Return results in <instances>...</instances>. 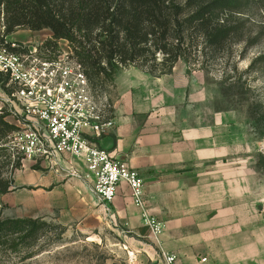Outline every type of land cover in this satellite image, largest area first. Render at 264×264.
Returning <instances> with one entry per match:
<instances>
[{
    "label": "rangeland",
    "instance_id": "rangeland-1",
    "mask_svg": "<svg viewBox=\"0 0 264 264\" xmlns=\"http://www.w3.org/2000/svg\"><path fill=\"white\" fill-rule=\"evenodd\" d=\"M230 21L232 26L239 27V34L224 50L213 53L204 49L199 53L193 43L185 52L187 61H178L170 74L151 75L129 66L117 72L115 88L107 90L114 112L119 93L116 82L132 76L139 84L130 93H143L141 105L148 109V115L171 127L166 132L170 131L176 141H181L182 134L184 139H189L186 132L203 133L191 140L192 145L199 146L207 155V161L177 171L175 180L169 183L168 178L162 180L165 195L168 184L186 189L195 184V173H200L202 185L207 188L204 200L221 206L225 217L239 219L241 232L249 223L257 240V256L264 258V72L254 65L256 59L264 56V0H246ZM51 38L52 32L47 29L38 32L20 29L7 39L35 43ZM163 85L168 86L169 93L185 95L181 100L176 96L165 99L166 104H162V98H146L145 93H165ZM4 91L0 81V108L9 115ZM200 95L202 107L197 104ZM102 134L91 139L98 145ZM189 171L192 177L184 178L182 173ZM4 173L10 175L11 171ZM52 175L42 161L24 160L21 169L14 173V189L5 197L0 194L2 219H41L49 225L30 246L22 244L13 251L9 245L0 244V264H162L154 245L157 240L149 230V235L140 238L136 228L125 226L117 219L110 221V216L98 211L88 213L79 208L75 212L70 204L61 217V210L54 206L56 196L50 192L55 186ZM142 179L147 192L151 178ZM176 201L184 202L185 195L181 193ZM151 209L147 199L148 214L157 218Z\"/></svg>",
    "mask_w": 264,
    "mask_h": 264
},
{
    "label": "trees",
    "instance_id": "trees-1",
    "mask_svg": "<svg viewBox=\"0 0 264 264\" xmlns=\"http://www.w3.org/2000/svg\"><path fill=\"white\" fill-rule=\"evenodd\" d=\"M246 0H0L3 36L17 30H50L47 43L66 40L94 94L109 93L122 68L151 75L170 74L185 52L224 50L239 27L230 17ZM200 50L198 51V49ZM264 72V56L254 62ZM6 79V80H5ZM7 77L0 74L4 86ZM113 112V111H112ZM19 129L0 113V194L14 186L23 157L9 144ZM11 171L5 175L4 171ZM48 223L41 219L0 217V244L17 251L30 246ZM143 231V230H142ZM144 232V231H143Z\"/></svg>",
    "mask_w": 264,
    "mask_h": 264
},
{
    "label": "crops",
    "instance_id": "crops-1",
    "mask_svg": "<svg viewBox=\"0 0 264 264\" xmlns=\"http://www.w3.org/2000/svg\"><path fill=\"white\" fill-rule=\"evenodd\" d=\"M138 84L139 81H134L132 76L116 82L119 93L114 105L113 126L104 131L98 146L128 162L142 178H151L149 190L146 192L145 189V194L148 193L146 200L151 204L154 216L166 226L159 240L154 241L159 254L162 251L175 253L180 257L181 264H264L263 256H257V240L249 223L241 232L239 219L225 217L221 206L204 200L207 188L202 185L200 173H195V184L186 189L168 184L165 195V181L162 180L168 178L169 183L177 171L189 169L192 165L197 167L207 161V155L199 146L192 145L191 140L203 133L198 130L195 133L186 132L189 139H184L182 134L181 141H176L170 131L166 132V128L170 130L171 127H167L161 119L148 115V109L141 105L140 95L143 93H130ZM162 89L165 93H145L146 98H162L164 103H161L166 104V100L173 96L181 100L185 95L169 93L167 85H163ZM197 104L200 107L204 104L201 95ZM187 127L192 129V126ZM51 172L55 186L50 192L56 196L54 206L61 210V217L67 210V204L75 212L84 208L88 213L92 210L107 215L105 208L98 206L91 197L84 182L64 179L54 170ZM190 174L191 171L182 173L184 178ZM181 193L185 195L184 202L176 201ZM6 195L8 193L2 196ZM112 219L136 228V235L140 238L149 235L143 225L141 211L133 205L130 189L124 183L119 186L112 204L110 221ZM150 256L156 260L154 254Z\"/></svg>",
    "mask_w": 264,
    "mask_h": 264
},
{
    "label": "built area",
    "instance_id": "built-area-1",
    "mask_svg": "<svg viewBox=\"0 0 264 264\" xmlns=\"http://www.w3.org/2000/svg\"><path fill=\"white\" fill-rule=\"evenodd\" d=\"M4 30L1 19L0 74L8 79L3 86L7 119L19 129L9 136V144L23 161H42L64 178L83 181L109 216L119 186L126 184L144 226L158 241L164 228L146 210L143 179L128 162L91 139L113 126L110 94L93 93L66 40L17 43L3 36ZM160 257L162 264H181L175 253L162 251Z\"/></svg>",
    "mask_w": 264,
    "mask_h": 264
}]
</instances>
